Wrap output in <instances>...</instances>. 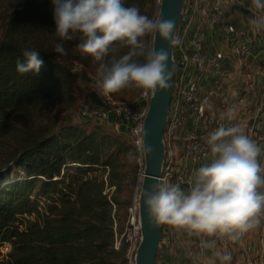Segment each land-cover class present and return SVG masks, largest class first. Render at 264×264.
Instances as JSON below:
<instances>
[{
	"label": "trees",
	"instance_id": "1",
	"mask_svg": "<svg viewBox=\"0 0 264 264\" xmlns=\"http://www.w3.org/2000/svg\"><path fill=\"white\" fill-rule=\"evenodd\" d=\"M122 3L155 18V0ZM54 32L51 0H17L0 41V247L10 245L9 261L0 255V264H130L134 197L122 193L139 186V162L128 160L136 149L110 125L73 122L81 93L70 66L78 63L96 80L99 62L78 41L64 42L67 55L54 53ZM142 39L151 46V35ZM26 48L40 52L38 75L16 71Z\"/></svg>",
	"mask_w": 264,
	"mask_h": 264
},
{
	"label": "clouds",
	"instance_id": "2",
	"mask_svg": "<svg viewBox=\"0 0 264 264\" xmlns=\"http://www.w3.org/2000/svg\"><path fill=\"white\" fill-rule=\"evenodd\" d=\"M54 35L59 38L54 53L67 55L66 41H78L76 48L99 62L96 85L101 95L108 96L126 88L142 90L155 96L169 86L168 54L156 50L142 39L150 34L169 45L181 40L173 35L175 21L150 19L135 5L125 6L122 0H51ZM252 6L264 11V0H252ZM256 30L264 29V19L251 21ZM119 45V47H118ZM120 47L129 50L122 56L111 55ZM25 62L17 61L16 71L38 75L44 61L40 52L26 48ZM144 57V62H138ZM140 136L135 153H128L129 162L150 155L152 148L144 144L146 130L136 129ZM211 162L195 172L189 189L179 184H156L151 192H141V200L156 226L167 225L188 236L227 238L235 242L260 225L264 215V168L258 161L261 148L236 126H220L209 134ZM200 256L216 248V239L201 242ZM221 264H230L229 253L213 252ZM214 264V261H213Z\"/></svg>",
	"mask_w": 264,
	"mask_h": 264
},
{
	"label": "built area",
	"instance_id": "3",
	"mask_svg": "<svg viewBox=\"0 0 264 264\" xmlns=\"http://www.w3.org/2000/svg\"><path fill=\"white\" fill-rule=\"evenodd\" d=\"M157 7L161 0H155ZM204 0H188L186 8L178 28L177 36L181 43L174 45L175 60V86L168 112L167 122L164 129L165 156L159 178L160 184H179L190 186L194 177L195 167L201 165L208 159L210 149L207 144L209 134L220 126H235L231 122L224 123L217 119L216 114L207 111V105L210 101L211 92H202L200 88L199 76L211 72L215 77L225 79L229 71L219 66L222 58L221 53L210 55L204 50L203 34H194L193 25L202 9ZM206 22L208 30L212 31L220 23L224 24L225 33L235 39L241 40L238 52L241 57L249 54L248 39L253 36H261L264 40V29L256 30L252 23L250 29H236L233 25L225 21L219 5L216 3L207 4ZM264 19V11H258L254 8L252 20ZM72 72L78 75L83 67L78 63L70 66ZM259 74L264 76V62L259 69ZM107 110L95 113L99 120H104L108 125L109 114L127 122L130 126V138L133 147L138 149L137 143L140 136L136 129L140 126L144 128V119L148 110L150 95L145 96L141 90L139 98L132 104L117 103L110 96L102 95ZM78 114L86 116L90 111L89 104L86 101H78L76 107ZM88 119V118H85ZM97 120V119H96ZM259 127L264 128V116L259 120ZM192 125V126H190ZM264 141V136H257L255 143L257 145ZM143 159H138L142 168ZM107 183V177L104 176ZM134 196L132 205L129 208L130 213V240L131 246L126 254L130 264H133L134 254L140 240V228L138 219V205ZM261 245L258 264H264V215L261 217ZM243 243L244 239H240ZM201 245V244H200ZM10 245L5 243L0 247V255L6 262L9 261L8 253Z\"/></svg>",
	"mask_w": 264,
	"mask_h": 264
},
{
	"label": "crops",
	"instance_id": "4",
	"mask_svg": "<svg viewBox=\"0 0 264 264\" xmlns=\"http://www.w3.org/2000/svg\"><path fill=\"white\" fill-rule=\"evenodd\" d=\"M216 3L225 21L236 29H250L254 7L252 0H204L194 25V34H203L204 50L213 55L221 53L219 66L229 71L225 79L215 77L211 72L199 76L202 92H211L207 111L216 114L218 120L224 123L231 122L243 129L245 135L255 142L257 136H264V128L259 127V120L264 116V76L259 74V69L264 62V40L261 36H253L248 39L249 54L241 57L238 52L241 40L226 35L224 24L218 23L212 31L208 30L206 22L207 4ZM107 110L106 105L100 107ZM86 120V119H84ZM109 124L116 131L120 129L124 121L111 117ZM73 122H80L74 117ZM192 126V125H190ZM127 128V127H126ZM120 129V130H119ZM261 153L258 161L264 168V141L258 145ZM208 159L195 167V172L200 166L210 163ZM264 175V173H262ZM187 191L189 186L180 185ZM264 192V188L259 189ZM261 222L260 225L233 242L227 238H207L188 236L186 232L178 231L163 225V238L157 264H221V261L213 256L214 251L229 253L232 256L230 264H258V256L261 252ZM204 239H216V248L206 251L200 256L201 242Z\"/></svg>",
	"mask_w": 264,
	"mask_h": 264
},
{
	"label": "water",
	"instance_id": "5",
	"mask_svg": "<svg viewBox=\"0 0 264 264\" xmlns=\"http://www.w3.org/2000/svg\"><path fill=\"white\" fill-rule=\"evenodd\" d=\"M188 0H161L155 19H172L175 21L173 35L177 36ZM151 46L156 50L164 49L168 54V71L171 74L169 86L158 90L155 96L150 95L148 110L144 119L147 135L144 144L152 148L150 155L144 157L141 178L137 189L138 219L140 240L134 254L133 264H157L163 238V225L156 226L152 222L146 207L141 200V192L153 191V186L160 184L159 178L165 156L164 129L175 86L174 45L161 40L158 35L151 34Z\"/></svg>",
	"mask_w": 264,
	"mask_h": 264
},
{
	"label": "rangeland",
	"instance_id": "6",
	"mask_svg": "<svg viewBox=\"0 0 264 264\" xmlns=\"http://www.w3.org/2000/svg\"><path fill=\"white\" fill-rule=\"evenodd\" d=\"M16 2H17V0H0V41L3 39V37H5L9 17L13 11V8L16 5ZM156 11H157V8H156ZM76 77L78 80L79 92L81 93L79 96V101H83V100L86 101V103L89 104V106H90V111L86 116H83L81 114L79 115L78 111L76 109L75 112H73V113H75L74 114L75 117L80 122H83L85 118H88L91 120L97 119V121L99 123L104 124L105 123L104 120H99L95 114V113L102 111L100 109V107L102 105H105L103 97L97 89L95 78H93L91 76V74L87 70H85V68H83V70L78 75H76ZM139 92H141V91H139ZM139 95L140 94L138 93V95L136 97H132V95L130 93H126V95L123 98H118L117 96H114V100L117 103L132 104L135 101H137V99L139 98ZM112 116L113 115L110 113L109 114L110 124L113 123V121L111 120ZM69 119H71V118H69ZM120 129L123 132L122 134L124 136H126V138L128 137L131 141V138L129 136L130 135L129 124L127 122H124V124L121 125ZM136 186H137V184L132 185L129 188L127 186H124V192L122 193V196H124V197L129 196L132 199V197H134L137 193L138 186L137 187ZM109 190H110V192L113 191L114 187H108L107 191H109Z\"/></svg>",
	"mask_w": 264,
	"mask_h": 264
}]
</instances>
